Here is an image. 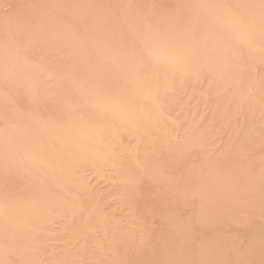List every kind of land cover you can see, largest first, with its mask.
Wrapping results in <instances>:
<instances>
[{"label": "rangeland", "instance_id": "rangeland-1", "mask_svg": "<svg viewBox=\"0 0 264 264\" xmlns=\"http://www.w3.org/2000/svg\"><path fill=\"white\" fill-rule=\"evenodd\" d=\"M0 264H264V0H0Z\"/></svg>", "mask_w": 264, "mask_h": 264}, {"label": "bare ground", "instance_id": "bare-ground-1", "mask_svg": "<svg viewBox=\"0 0 264 264\" xmlns=\"http://www.w3.org/2000/svg\"><path fill=\"white\" fill-rule=\"evenodd\" d=\"M161 144V143H160ZM159 154V153H158ZM157 155V154H156ZM169 158V157H168ZM169 160V159H168ZM151 166V165H150ZM154 167V166H153ZM156 167V166H155ZM162 171V170H161ZM126 185V184H125ZM12 188V187H11ZM133 192V191H132ZM114 229V228H113ZM116 230V229H115ZM11 255H13V254H11Z\"/></svg>", "mask_w": 264, "mask_h": 264}]
</instances>
